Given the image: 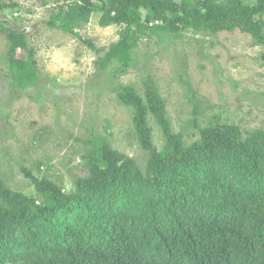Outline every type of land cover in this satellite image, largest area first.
Returning a JSON list of instances; mask_svg holds the SVG:
<instances>
[{"label": "trees", "instance_id": "16d2710c", "mask_svg": "<svg viewBox=\"0 0 264 264\" xmlns=\"http://www.w3.org/2000/svg\"><path fill=\"white\" fill-rule=\"evenodd\" d=\"M50 1L47 27L85 44L95 68L113 69V77L127 74L141 38L163 44L238 30L264 47V0ZM94 14L100 28H120L107 50L79 34ZM0 32L11 84L35 86L39 72L25 34L3 24ZM18 50L27 55L18 58ZM143 86L142 94L130 85L116 92L147 154L143 168L93 137L82 156L86 174L71 191L24 168L31 194L0 180V264H264V129L242 130L215 116L186 143L153 81ZM150 121L162 136L159 149Z\"/></svg>", "mask_w": 264, "mask_h": 264}, {"label": "rangeland", "instance_id": "374dc122", "mask_svg": "<svg viewBox=\"0 0 264 264\" xmlns=\"http://www.w3.org/2000/svg\"><path fill=\"white\" fill-rule=\"evenodd\" d=\"M12 4L19 10H0V25L25 34L39 72V81L25 91L11 84L7 42L0 32V180L13 190L33 192L24 168L71 191L74 178L86 174L82 156L93 137H103L143 168L147 154L137 142L131 112L117 101L116 92L130 85L142 94L148 78L165 101L173 130L186 143L215 116L242 130L264 129V47L238 30L185 34L163 44L153 36L141 38L127 74L113 77V69L102 73L95 68L96 55L85 44L47 27L54 6L50 0H0V6ZM98 19L94 14L79 34L107 50L120 28H100ZM26 55L17 51L18 58ZM150 125L159 149L161 133L152 121Z\"/></svg>", "mask_w": 264, "mask_h": 264}]
</instances>
